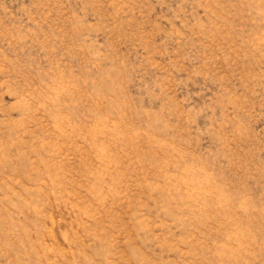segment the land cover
<instances>
[{"label":"rangeland","instance_id":"1","mask_svg":"<svg viewBox=\"0 0 264 264\" xmlns=\"http://www.w3.org/2000/svg\"><path fill=\"white\" fill-rule=\"evenodd\" d=\"M0 264H264V0H0Z\"/></svg>","mask_w":264,"mask_h":264}]
</instances>
